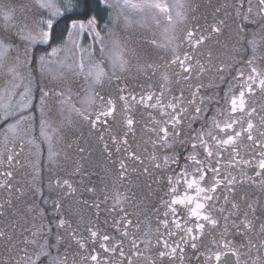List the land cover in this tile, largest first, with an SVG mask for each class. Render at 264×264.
I'll return each instance as SVG.
<instances>
[{
  "label": "snow or ice",
  "instance_id": "1",
  "mask_svg": "<svg viewBox=\"0 0 264 264\" xmlns=\"http://www.w3.org/2000/svg\"><path fill=\"white\" fill-rule=\"evenodd\" d=\"M90 3L24 0L19 14L4 12L0 68L11 61L8 73L13 78L33 61L42 68L46 58L62 50L52 44L63 41L65 32L71 38L77 30H95L96 15L86 23L72 18L83 14L77 11L81 4L87 8ZM120 7L167 14L172 22V5L166 0H122ZM215 11L219 18L214 15L200 34L197 29L186 32L196 55L181 57L173 50L166 65L137 62V73L146 77L141 90L121 88L115 97L100 96L94 119L84 116L92 128L99 129L97 138L113 165L111 176L105 171L109 182L104 189L91 181L77 182L76 176L87 174L83 166L67 152L62 156L51 147L45 185L40 166L25 151L31 143L25 142L27 132L21 135L15 124L8 125L5 135L11 133L9 143L15 148L8 152L5 145L0 154V193L4 194L0 196V264H41L44 257L49 264H264V258L251 254L253 247L257 252L264 249V243H253V239L264 240V69L255 66L254 55L240 62L238 69L231 51L226 58L221 51L228 48L222 40L227 35L229 44L244 39L255 53V41L247 29L255 25L264 32V0H226ZM177 17L183 23V13L178 11ZM60 19L70 23L61 29ZM211 44L218 46L215 51ZM205 45L209 46L206 54L200 51ZM38 47L51 51L37 55ZM172 65L180 71L171 69ZM78 67L83 71L84 64ZM112 67L124 72L133 65L130 59L116 56ZM87 76L95 84L109 78L100 65L91 67ZM181 80L183 85L177 87ZM48 95L43 92L41 103ZM24 96L29 107V92ZM141 110L147 113L144 131L148 139L134 147L130 136L137 131ZM178 146L188 154L178 152ZM164 150L170 154L164 155ZM161 169L168 174L157 177L154 173ZM143 175L151 178L148 188L156 203L138 191L137 180ZM244 185L248 188L241 194ZM253 188L258 195L252 193ZM129 206L135 211L129 212ZM153 216L155 245L148 238ZM221 221L225 222L222 231ZM229 223L248 238L247 243L221 242ZM141 233L145 239L138 244ZM214 233L220 238L204 243ZM186 249L193 250L191 257Z\"/></svg>",
  "mask_w": 264,
  "mask_h": 264
},
{
  "label": "flooded vegetation",
  "instance_id": "2",
  "mask_svg": "<svg viewBox=\"0 0 264 264\" xmlns=\"http://www.w3.org/2000/svg\"><path fill=\"white\" fill-rule=\"evenodd\" d=\"M225 2L226 0H189L187 15L183 23L178 21L176 31L173 33L168 44L164 47H160L158 44L152 45V43L140 41L136 48L134 58L138 56L141 64L166 65L168 60L173 58V50H175V54L181 55V57L184 53L196 55V53L192 51L186 38V32L197 29V35L200 34V31L207 27L208 23L212 22L214 15L219 18V14H217L215 10ZM228 2H230V0H228ZM23 3L24 0H0V6H11L12 4L22 5ZM226 31H230V29ZM247 33L249 38L255 41V53H253L252 48L244 39H239L238 43L229 44V37L225 35L222 40L223 43L228 44V48L221 49V51L224 52L223 58H226L228 52L231 51V54L235 57L233 62L234 67L239 69L240 62L254 55L256 61L255 66L264 69V32L253 25L247 29ZM241 36H243V33ZM208 47V45H205L200 51L206 54ZM217 47V45L211 44V48L214 51ZM92 56H100V61H102V63L106 65L110 64L107 62L101 49L95 50ZM98 64L99 63H97V65ZM30 65H28L26 69H22L25 81L16 90L4 88L8 83V76L0 72V121H3V125L0 126V154L4 153L5 145L8 146V152H12L15 148L14 144L9 143L11 133H9V137H6L5 133L11 121L21 120L23 122L21 124V131L23 133L24 131L27 132L25 142L31 141V143L27 144L25 151L26 153H31L40 166L45 176V185L47 184L48 176L47 159L49 148L51 147L53 150L60 152L62 156L67 152L73 160L79 161L83 166L87 174L83 176V178L76 176L75 180L77 182L88 184L91 181V183L98 184L99 188L104 189V185L109 182L108 179L105 178V171H108L109 176H111L113 165L105 154L101 141L97 138L99 129L92 128L90 123L84 119V116L89 115L94 119V113L101 104V100L99 99L100 96H103L105 99H108L110 96L115 97L119 94L121 88L125 89L126 92H139L141 90V85L146 82L145 75L138 74L136 68L133 69V63L131 70L124 72H121L118 68L114 69L110 64V67H108L106 71L109 78H106L103 84L96 87L97 102L94 104L93 98L89 95L92 90L88 92V97L92 100L93 105L86 104V102L89 103L87 98L83 99L84 101L81 100L80 102L83 104V110L79 116L78 109L74 108L73 111H70L63 105L66 96L63 88V80L60 79L62 75H58L55 81L46 80L45 77H43L41 66L38 61H33ZM171 69L177 72L180 71L179 67L176 65H172ZM244 70L246 71V69ZM113 72H115V75H112ZM72 74H74V72H72ZM79 75L81 74L79 73ZM75 79V87L71 91L78 97L76 84L82 80H79V76ZM155 79L156 77H153V80ZM182 85L183 81L181 80L177 87ZM44 91L48 92L49 95L43 97L44 102L41 103ZM25 92H29V107H25V105L29 103V99L24 96ZM46 99L47 101L45 103ZM48 103L49 105H47ZM149 111L153 110L150 109ZM153 114L155 115L154 111ZM5 117H7L6 121L4 119ZM21 117H24V119H20ZM137 119L140 121L139 124L136 125L137 131L134 136H130V140L134 147L142 145L143 142L148 139L144 131L147 113L141 110V112L137 113ZM31 132H34V134H31ZM34 141L38 142L35 144ZM68 145H71V147H68ZM147 147L151 148V145L149 144ZM80 149H83V151H80ZM177 151L185 156L188 154V151L183 147L178 146ZM163 154L169 155L170 153L164 150ZM162 159L163 155L161 156V160ZM180 163L181 165L183 164L182 158ZM253 163H255V161H253ZM172 167H177V165H172ZM247 171L250 175L253 174L251 168L247 169ZM154 174L160 177L162 174H168V170L161 169L160 171H155ZM61 175L64 174L62 173ZM22 176L23 172H21L20 176L17 178L20 179ZM100 179H104V183H100ZM150 183L151 178L149 176H140L137 180L138 191L143 195L151 196L152 202L156 203V197L152 195L148 188ZM247 188L248 186L244 185L240 189L241 194H243ZM108 190L109 189H105V191ZM252 193L258 195V189L253 188ZM2 195L4 194L0 193V196ZM221 203H223V201H221ZM261 204H264V198H261ZM225 207H227V205H225ZM241 208H244L243 203L241 204ZM127 210L129 212L135 211L134 207L131 206H129ZM112 215H115V213H112ZM225 215H227V213H225ZM224 223V221H221V231L223 230ZM141 227L147 231L144 225ZM151 229L152 232L148 238L151 239L152 243L155 245V216L152 218ZM161 231H163V229H161ZM212 238L219 239L220 237L218 233H214L213 237H206L204 243H209ZM131 239L132 237L130 236L129 240ZM144 239L145 237L143 233H141L140 240H138L137 243L139 244L140 241ZM247 239V237L239 235L236 229L229 223L228 231L221 242L223 243L227 240H231L233 244L239 246L241 243H247ZM125 243L127 245L128 241ZM253 243L259 246L261 243H264V240L253 239ZM125 250L127 251V247ZM192 251L191 249H186L188 257H191ZM224 251H227V249ZM241 251H246V249L241 248ZM0 254H2V249H0ZM251 254L254 258L256 256L264 258V249L257 252V249L253 247ZM53 256H55V250H53ZM41 264H49L48 258H42Z\"/></svg>",
  "mask_w": 264,
  "mask_h": 264
},
{
  "label": "rangeland",
  "instance_id": "3",
  "mask_svg": "<svg viewBox=\"0 0 264 264\" xmlns=\"http://www.w3.org/2000/svg\"><path fill=\"white\" fill-rule=\"evenodd\" d=\"M102 1L110 10L109 24L106 25L105 32L104 29L100 30L97 24L95 30L88 28L77 30L71 38L66 33L64 40L60 44L56 46L52 45V47L60 46L62 50L57 52L56 55L46 58L41 68L43 77L46 80L55 81L58 75H62L60 79L63 80V88L66 96L63 105L70 111H73L74 108L78 109L79 116L83 110L81 100L84 101L83 99L87 98L89 103L86 102V104L93 105L92 100L88 97V92L92 90L94 94L90 92L89 95L93 98L94 104L97 102L96 87L100 84L93 83L92 79L87 76L89 69L99 63L98 65L107 71L110 64L112 65L113 58L116 56H123L125 59H130L131 63L134 64L133 69H135L137 62L140 63L138 56L134 58L139 42L145 41L152 43V45L158 44L160 47L166 46L176 31V26L179 21L177 12H182L184 17H186L189 5V0H166L168 4L172 5L171 12L169 13L172 16V22L169 23L166 18L167 14L157 12L136 13L129 9L121 8L120 3H122V0ZM178 3H183L184 7L178 8L176 6ZM73 4H75V0H73ZM22 10V5L18 4H12L11 6L1 5L0 20H2L4 12L11 11L13 14H19ZM45 18H48V13H45ZM83 21L86 23L87 19ZM96 32L100 33L99 38L96 37ZM99 49L102 50L107 62L110 63L109 65L102 63L100 56H92V53ZM81 62L84 64L83 71L78 67ZM9 67H12L11 61L6 63V67L0 68V72L8 76V83L4 88L16 90L24 83V74H22L21 70V73L13 78V75L8 73ZM78 76L80 77L79 80L82 81L76 84L78 89V97H76V94L71 90L74 89L75 78ZM46 101L47 99L45 103ZM22 123L21 120H13L10 122V124L17 126V132L21 135L23 134L21 131ZM31 134H34V132H31ZM24 139H26V135ZM36 142L38 141H34L35 144Z\"/></svg>",
  "mask_w": 264,
  "mask_h": 264
},
{
  "label": "trees",
  "instance_id": "4",
  "mask_svg": "<svg viewBox=\"0 0 264 264\" xmlns=\"http://www.w3.org/2000/svg\"><path fill=\"white\" fill-rule=\"evenodd\" d=\"M78 12L83 13L82 15H75L72 16L73 19H78V20H85L90 18L92 15L97 16V21H98V28L100 30L104 29V32L107 28L106 25L109 24V16H110V10L107 8L106 4L102 0H100V3H97L96 0H91V3L87 8L83 4L80 5V7L77 9ZM67 23H70L69 21H66L64 19H60V24L59 28L63 29ZM66 35V32L64 34V37ZM62 41L57 40L54 44L52 45H58ZM51 48L48 47H38L37 49V54H44L47 52H50Z\"/></svg>",
  "mask_w": 264,
  "mask_h": 264
}]
</instances>
